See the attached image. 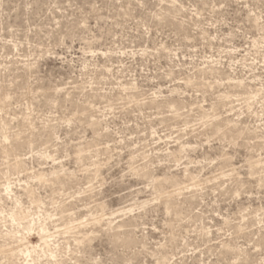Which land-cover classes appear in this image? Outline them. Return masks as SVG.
I'll list each match as a JSON object with an SVG mask.
<instances>
[{"label": "rangeland", "instance_id": "obj_1", "mask_svg": "<svg viewBox=\"0 0 264 264\" xmlns=\"http://www.w3.org/2000/svg\"><path fill=\"white\" fill-rule=\"evenodd\" d=\"M0 264H264V0H0Z\"/></svg>", "mask_w": 264, "mask_h": 264}, {"label": "bare ground", "instance_id": "obj_2", "mask_svg": "<svg viewBox=\"0 0 264 264\" xmlns=\"http://www.w3.org/2000/svg\"><path fill=\"white\" fill-rule=\"evenodd\" d=\"M36 176H38V174L36 175ZM38 178H39V180L41 181V180H44V178H45V174L43 175L42 173L38 176ZM8 186V185H7ZM5 192H6V194L7 195H10V193H12V189H11V187L10 186H8V187H6L5 188ZM30 216V214H29V212H26V211H24V210H22V209H17V211H13L11 214H10V217H11V219H12V221L13 222H16V221H25L28 217ZM31 228L32 227V225L31 224H29L28 225V228ZM42 231H44V230H42ZM44 239H45V236L43 237ZM43 239V240H44ZM46 240H48V239H46ZM45 243V242H44ZM47 245H48V243H46ZM30 246V245H29ZM27 249H28V247H27ZM35 249V248H34ZM3 252H4V250H2ZM22 252V251H21ZM14 256V254L12 255V257Z\"/></svg>", "mask_w": 264, "mask_h": 264}]
</instances>
